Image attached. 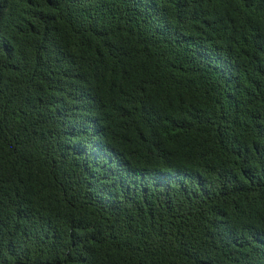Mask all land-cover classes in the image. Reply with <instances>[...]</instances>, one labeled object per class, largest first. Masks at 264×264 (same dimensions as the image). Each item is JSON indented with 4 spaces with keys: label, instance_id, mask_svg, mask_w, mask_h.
<instances>
[{
    "label": "trees",
    "instance_id": "obj_1",
    "mask_svg": "<svg viewBox=\"0 0 264 264\" xmlns=\"http://www.w3.org/2000/svg\"><path fill=\"white\" fill-rule=\"evenodd\" d=\"M0 264H264V0H0Z\"/></svg>",
    "mask_w": 264,
    "mask_h": 264
}]
</instances>
